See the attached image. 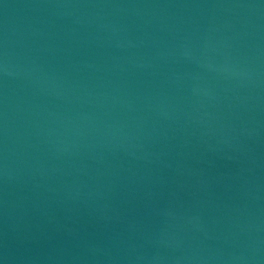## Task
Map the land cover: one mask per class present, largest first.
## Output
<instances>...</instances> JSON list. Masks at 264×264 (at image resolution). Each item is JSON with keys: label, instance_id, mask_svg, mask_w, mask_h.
Listing matches in <instances>:
<instances>
[{"label": "water", "instance_id": "obj_1", "mask_svg": "<svg viewBox=\"0 0 264 264\" xmlns=\"http://www.w3.org/2000/svg\"><path fill=\"white\" fill-rule=\"evenodd\" d=\"M0 264H264V0H0Z\"/></svg>", "mask_w": 264, "mask_h": 264}]
</instances>
